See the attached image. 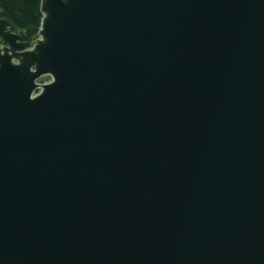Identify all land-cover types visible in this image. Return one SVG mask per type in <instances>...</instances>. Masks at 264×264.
I'll list each match as a JSON object with an SVG mask.
<instances>
[{
  "label": "water",
  "instance_id": "water-1",
  "mask_svg": "<svg viewBox=\"0 0 264 264\" xmlns=\"http://www.w3.org/2000/svg\"><path fill=\"white\" fill-rule=\"evenodd\" d=\"M41 1L0 10V264H264V0Z\"/></svg>",
  "mask_w": 264,
  "mask_h": 264
},
{
  "label": "trees",
  "instance_id": "trees-1",
  "mask_svg": "<svg viewBox=\"0 0 264 264\" xmlns=\"http://www.w3.org/2000/svg\"><path fill=\"white\" fill-rule=\"evenodd\" d=\"M41 3V0H0V10H3L7 19L24 31L27 40H32L42 24ZM49 78L45 77L43 81Z\"/></svg>",
  "mask_w": 264,
  "mask_h": 264
},
{
  "label": "built area",
  "instance_id": "built-area-1",
  "mask_svg": "<svg viewBox=\"0 0 264 264\" xmlns=\"http://www.w3.org/2000/svg\"><path fill=\"white\" fill-rule=\"evenodd\" d=\"M45 78V77H44ZM50 81V78L49 80H46V81H43V79L40 81L41 83H48Z\"/></svg>",
  "mask_w": 264,
  "mask_h": 264
},
{
  "label": "flooded vegetation",
  "instance_id": "flooded-vegetation-1",
  "mask_svg": "<svg viewBox=\"0 0 264 264\" xmlns=\"http://www.w3.org/2000/svg\"><path fill=\"white\" fill-rule=\"evenodd\" d=\"M0 44H2V42L0 41Z\"/></svg>",
  "mask_w": 264,
  "mask_h": 264
}]
</instances>
